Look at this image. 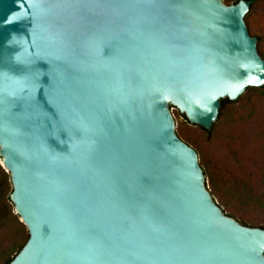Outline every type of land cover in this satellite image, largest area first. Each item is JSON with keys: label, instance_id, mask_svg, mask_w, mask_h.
Returning <instances> with one entry per match:
<instances>
[{"label": "water", "instance_id": "95a60500", "mask_svg": "<svg viewBox=\"0 0 264 264\" xmlns=\"http://www.w3.org/2000/svg\"><path fill=\"white\" fill-rule=\"evenodd\" d=\"M254 0H0V158L28 240L8 264H264L171 106L211 130L264 86Z\"/></svg>", "mask_w": 264, "mask_h": 264}, {"label": "rangeland", "instance_id": "374dc122", "mask_svg": "<svg viewBox=\"0 0 264 264\" xmlns=\"http://www.w3.org/2000/svg\"><path fill=\"white\" fill-rule=\"evenodd\" d=\"M245 20L263 56L264 0L253 2ZM170 108L176 133L198 152L206 186L217 204L240 223L264 228V206L259 201L264 199V87H250L227 103L211 130L189 122L177 107ZM4 173L0 161V264L16 254L17 243L28 235L7 200L12 185ZM212 175L217 176V188Z\"/></svg>", "mask_w": 264, "mask_h": 264}, {"label": "trees", "instance_id": "16d2710c", "mask_svg": "<svg viewBox=\"0 0 264 264\" xmlns=\"http://www.w3.org/2000/svg\"><path fill=\"white\" fill-rule=\"evenodd\" d=\"M238 1L239 0H234V2H233V4H235V3H238ZM255 1V0H254ZM251 8H252V5H251ZM251 10V9H250ZM250 12V11H249ZM263 58H264V55H263ZM264 87V86H263ZM229 102H231V100H229V99H223L222 101H221V103H222V106H221V109L227 104V103H229ZM185 116V115H184ZM221 116V110H220V114H219V117ZM185 118L187 119V117L185 116ZM188 143V142H187ZM189 145H191L190 143H188ZM5 175H6V179L10 182V185H11V181H10V175L6 172V173H4ZM205 175H206V172H205ZM207 176V175H206ZM212 177H213V184H214V186H216V188H217V185H216V183H217V176L216 175H212ZM11 192H12V187H11V189L9 190V192H8V199L7 200H9L10 202H11V200H10V195H11ZM264 198V197H263ZM261 200H259L261 203H262V205L264 206V199H262V198H260ZM252 200V199H251ZM12 210H14V207H13V204H12ZM18 219V223H20V224H22L21 223V221L19 220V217H17ZM20 226H24V225H20ZM28 237H29V235H27L25 238H24V240H22V242H20V243H17V251H16V254L13 256V257H10V258H8L6 261H5V264H8V263H10L12 260H13V258L20 252V250L23 248V246L25 245V243L27 242V240H28Z\"/></svg>", "mask_w": 264, "mask_h": 264}]
</instances>
